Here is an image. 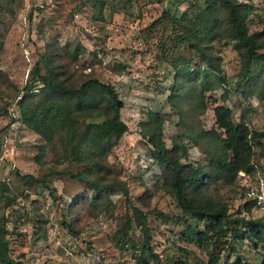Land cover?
Here are the masks:
<instances>
[{"label":"rangeland","instance_id":"rangeland-1","mask_svg":"<svg viewBox=\"0 0 264 264\" xmlns=\"http://www.w3.org/2000/svg\"><path fill=\"white\" fill-rule=\"evenodd\" d=\"M235 1L245 5L244 22L258 33L257 50L264 54V0ZM39 2L0 0V227L9 259L0 264H262L264 238L231 237L243 230L240 219H262L246 193L264 177V64L245 65L243 47L228 38L225 14H219L220 34L193 47L179 36L204 0ZM37 63L40 74L50 66L70 87L92 75L123 101L127 131L94 158L97 165L68 155L65 131L49 142L25 124L43 87L32 71ZM202 85L212 88L201 91ZM217 107L248 131L249 172L229 177L213 163L233 156L217 141L224 137ZM155 116L163 120L168 149L174 152L180 135L187 136L180 162L206 171L193 193L229 223L201 220L194 228L184 216L145 137ZM69 172L105 187L95 189ZM27 175L45 176V183H31ZM138 212L152 252L141 250Z\"/></svg>","mask_w":264,"mask_h":264},{"label":"trees","instance_id":"trees-1","mask_svg":"<svg viewBox=\"0 0 264 264\" xmlns=\"http://www.w3.org/2000/svg\"><path fill=\"white\" fill-rule=\"evenodd\" d=\"M244 6V4L235 0H204V7L199 8L195 12L194 19L188 21L185 31L180 34L179 38L183 41H189L190 45L194 47L198 41L210 36H218L221 30L219 14L222 11L225 14V28L228 38L243 47L247 56L245 65L251 61L264 64V54L257 50L259 46L258 33H249L244 22L245 14L248 12L242 9ZM173 17L176 21L177 18ZM45 61L46 65L49 64V58H45ZM207 61L208 63L210 62L209 59ZM32 71L43 87L39 91V93L41 92V97L36 101L35 109L32 108L31 111L29 110L28 113H25L26 117L28 116L25 119V124L33 126L34 130L39 132L49 142L57 132L65 131V138L70 147L68 155L78 162L85 161L90 162L91 166L97 165V161L94 158H100L102 154L112 147L113 140L119 139L127 131V126L120 119V110L124 104L115 89L92 75H89L76 87L67 86L53 77L50 66L46 75L40 74L38 63L33 67ZM30 87L28 86L26 90L30 94H34V92L31 93L32 88ZM211 88L210 86L202 85L201 91ZM174 108L175 106H172V109ZM86 111L88 114L83 116V128L78 129L79 119H81L80 115H84ZM215 112L216 123L224 132L223 138H221V135L217 136L218 144L223 148V153L231 152L233 156L227 160L225 154H223L214 159L213 163H215V166L220 167L221 173L226 176L231 175L229 177L241 171L249 172L248 160L251 156L252 148L249 143L248 131L243 125L234 123L231 120L230 110L224 107H217ZM15 121L16 118L13 117L12 122ZM152 123V132L145 135V137L148 138V143L153 148L152 156L155 161L166 168L170 189L184 216L193 221L192 225L194 228L199 227L201 220L209 221L214 219L217 224L222 222L225 224L229 223L226 215L218 210H213L207 202H200L193 193L194 190L200 187L206 171L201 167L194 168L190 163L183 165L180 162L181 157L177 153L181 152V156L186 157V151L182 150L181 141L187 136L180 135L173 152L167 148L162 140V118L155 116L152 119ZM66 174L71 178L87 181L95 189L105 187L85 179V176L81 174L71 172ZM27 177L31 183H45V176L40 179H35L31 175H27ZM249 203L253 206L252 201H249ZM138 215L142 218L140 224L144 235L141 250L143 252H152L151 247H149L150 230L147 222L144 220L142 213L138 212ZM240 221L244 225L243 230H234L232 239L237 238L242 241L249 233H253L260 239L264 238V217L258 219V221H247L244 219H240ZM4 230L3 227H0L1 262L9 260L5 254L7 241L3 237ZM151 255L157 256L155 253H151ZM237 264L242 263L237 262ZM262 264H264V252L262 253Z\"/></svg>","mask_w":264,"mask_h":264},{"label":"built area","instance_id":"built-area-1","mask_svg":"<svg viewBox=\"0 0 264 264\" xmlns=\"http://www.w3.org/2000/svg\"><path fill=\"white\" fill-rule=\"evenodd\" d=\"M54 0H40L39 5L49 6L52 5ZM24 17V22H26ZM246 193V198L253 202V208L257 209L262 217H264V177H259L255 182L249 183Z\"/></svg>","mask_w":264,"mask_h":264}]
</instances>
